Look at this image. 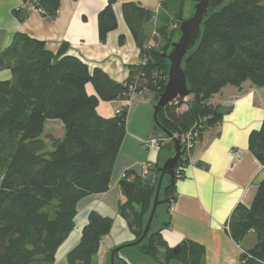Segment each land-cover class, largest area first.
Here are the masks:
<instances>
[{
	"label": "trees",
	"instance_id": "obj_1",
	"mask_svg": "<svg viewBox=\"0 0 264 264\" xmlns=\"http://www.w3.org/2000/svg\"><path fill=\"white\" fill-rule=\"evenodd\" d=\"M180 0L178 28L157 30L159 38L146 49V26L154 13L130 2L123 5V15L140 48L145 64L130 67L125 83L109 78L101 69L93 72L80 59L67 54L64 43L57 53L45 43L17 34L0 54V70H10L12 79L0 81V264H55L56 253L74 227L78 202L86 196L108 191L112 171L126 136L127 107L110 118L98 113L100 102L145 90L153 92L158 102L168 78L173 37L184 17ZM25 4L56 17L60 0H24ZM23 21L24 8L14 11ZM99 39L117 28L113 0L98 14ZM179 33V31H178ZM180 36V35H179ZM121 37L120 41L123 42ZM161 40L162 44H157ZM189 94L161 108L160 127L169 134L192 132L194 143L204 132L220 124L227 111L211 104L214 95L226 86L240 88L251 82L264 88V5L262 0H228L202 27L199 44L183 65ZM91 84L95 93L89 94ZM136 84V90L130 89ZM156 102V103H157ZM182 105L185 109L180 112ZM61 121L62 139L49 136L51 150L42 136L48 121ZM158 126V128H160ZM161 129V128H160ZM249 147L264 164V121L252 131ZM176 165L175 183L163 181L160 199L176 200V183L184 177L190 153L183 145ZM159 169V167H158ZM157 169V173H158ZM120 183L126 201L121 215L139 239L152 211L156 186H151L127 172ZM160 177V174L158 173ZM113 219L93 211L82 231L79 243L67 254V264H95L100 242L110 233ZM166 226L156 214L147 238L138 248L160 263L179 260L183 264H203V246L195 242L181 244L174 254L164 241ZM233 239L241 242L249 232L257 244L241 257V264H264V179L259 183L251 207L238 206L230 222ZM165 251L164 259L160 251ZM115 264H120L118 253Z\"/></svg>",
	"mask_w": 264,
	"mask_h": 264
},
{
	"label": "crops",
	"instance_id": "obj_2",
	"mask_svg": "<svg viewBox=\"0 0 264 264\" xmlns=\"http://www.w3.org/2000/svg\"><path fill=\"white\" fill-rule=\"evenodd\" d=\"M109 1L60 0L57 15L52 18L25 4L24 0H0V54L11 46L17 34L44 42L53 53L66 43L67 54L80 59L91 72L101 69L113 81L125 83L130 76V67L140 63L141 51L124 18L123 5L133 2L154 13L146 26V34L148 43H155L154 31L167 27L170 32L177 28L179 4L176 0H113L117 28L108 33L102 43L98 14ZM19 8H24L26 14L23 21L14 14ZM11 79L10 70H0V81ZM156 102L155 94L148 90L133 92L129 98L100 102L98 113L105 118L113 117L117 110L127 107L126 136L114 164L108 191L86 196L78 202L74 227L58 248L56 262L59 258L67 261L68 252L79 243L93 211L113 219L110 233L101 239L95 264H111V255L116 248L136 241L119 210L120 204L126 201L120 188L123 174L130 172L133 174L131 180L139 176L143 182L157 187V169L173 155V141L154 121ZM210 102L227 112L222 122L208 128L195 144L184 177L176 183V200L169 207L160 205L156 214L166 224L161 233L171 249L191 241L203 246V264H241L242 255L257 244V237L249 232L241 242L235 241L230 222L238 206L251 207L259 183L264 179V164L249 147L251 132L263 125L264 88H257L249 81L240 88L229 85ZM50 123L58 122L51 120L46 127ZM152 138L164 140L160 146L147 147L146 142ZM235 152H239L240 158L233 156ZM144 165L150 172L141 176ZM164 256L165 251L161 250L160 258L164 259ZM118 259L120 264H164L138 247L122 249ZM165 264L183 263L171 260Z\"/></svg>",
	"mask_w": 264,
	"mask_h": 264
},
{
	"label": "water",
	"instance_id": "obj_3",
	"mask_svg": "<svg viewBox=\"0 0 264 264\" xmlns=\"http://www.w3.org/2000/svg\"><path fill=\"white\" fill-rule=\"evenodd\" d=\"M191 4L190 15L180 23V36L177 41L171 45V50L166 54L169 61V70L167 83L163 92L159 95L158 102L154 106V121L160 127L158 120L159 110L177 100L186 97L189 94L188 83L184 73L183 65L189 54L194 52L199 44L202 27L207 20L216 13L228 0H187ZM169 137V134L163 127H160ZM183 154V148L179 140H173V155L167 158L159 167L160 174L152 211L150 213L147 225L143 235L136 241L116 248L111 255V264H115V254L127 247H136L142 243L148 236L152 228V222L156 218V212L160 205L169 203V200L160 199L163 181L166 177L170 178L171 185L175 183V170L178 161ZM181 246L174 248V254L181 252Z\"/></svg>",
	"mask_w": 264,
	"mask_h": 264
},
{
	"label": "built area",
	"instance_id": "obj_4",
	"mask_svg": "<svg viewBox=\"0 0 264 264\" xmlns=\"http://www.w3.org/2000/svg\"><path fill=\"white\" fill-rule=\"evenodd\" d=\"M37 10L40 11L41 13H43V10H41V9H37ZM153 38H154L153 41H155L156 39L159 38V34H158L157 31H154ZM151 44L152 43H148L145 46V48L146 49H150ZM140 54H141V52H140ZM146 61H147V58H146V56H144L143 58H141V61H140L139 64H145ZM130 89L132 91H135L136 90V84L135 85H131ZM120 112H121V110H117L116 114H120ZM167 137H168L169 140H172V141L173 140H179L180 144L182 146L184 145L186 147V150H187L188 153H190L193 150V148H194V146L196 144V143H194L195 142L194 138L196 137V135H194L192 132H188L186 134L175 133V134L172 135V137H169L168 135H167ZM161 140H164V139L152 138L149 141H147L145 145L147 147L160 146ZM233 156L235 158H237V159L240 158L239 152H235L233 154ZM181 170H182L181 168L178 169V170H175V172H177L178 176L181 175V173H180ZM149 172H150V170H149L148 166H146V165L142 166V174H141V176H146ZM125 178H128L127 172L123 174V179H125Z\"/></svg>",
	"mask_w": 264,
	"mask_h": 264
},
{
	"label": "rangeland",
	"instance_id": "obj_5",
	"mask_svg": "<svg viewBox=\"0 0 264 264\" xmlns=\"http://www.w3.org/2000/svg\"><path fill=\"white\" fill-rule=\"evenodd\" d=\"M176 2L179 5L181 4L180 0H176ZM183 5L184 6H182L181 14H182V16L185 19V18H187L190 15L191 4H190V2L185 1ZM262 5H264V0H262ZM176 20H177V23H178V17L176 18ZM177 28H178V26H177ZM178 31H179V33H178ZM178 31L175 32V36L173 37L174 41H177L178 38H179L180 30L178 29ZM87 90H88L89 94H94V91H93V88H92L91 84H89L87 86ZM185 108H186L185 105H182L181 108L179 109V110H181L180 112H182ZM48 122H50V121H48ZM57 122L58 123H53V124L50 123L49 125H47L46 130H45V134L42 136V139H44V140L46 139L47 140L48 138H46V137H48V136H52V137L57 138V139H62L64 137L65 128L63 127V125H61L62 124L61 121H57ZM46 143H47V146H48V150H51V148H52L51 142L50 141H46ZM251 238H255V237H253V235H251ZM56 264H67V261L65 260V258L63 260L61 258H59L57 260Z\"/></svg>",
	"mask_w": 264,
	"mask_h": 264
}]
</instances>
